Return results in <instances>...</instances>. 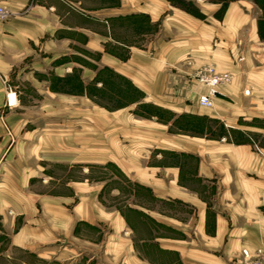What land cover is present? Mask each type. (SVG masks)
<instances>
[{
  "label": "crops",
  "instance_id": "obj_1",
  "mask_svg": "<svg viewBox=\"0 0 264 264\" xmlns=\"http://www.w3.org/2000/svg\"><path fill=\"white\" fill-rule=\"evenodd\" d=\"M0 6V109L3 78L19 95L13 146L0 122V264H245L264 248L254 0ZM206 66L232 76L212 108Z\"/></svg>",
  "mask_w": 264,
  "mask_h": 264
},
{
  "label": "built area",
  "instance_id": "obj_2",
  "mask_svg": "<svg viewBox=\"0 0 264 264\" xmlns=\"http://www.w3.org/2000/svg\"><path fill=\"white\" fill-rule=\"evenodd\" d=\"M9 16L10 13L0 6V19H7ZM194 78L206 89V91L198 97L199 105L206 108H212L214 105V99L218 93L217 88L230 83L232 76L228 72L217 71L214 66H206L196 71ZM244 93L248 94L247 91ZM17 105V87H13L5 82L4 100L0 109V122L5 130L6 136L11 142L14 141V136L5 120V112L14 109ZM241 255L246 264H264V248H258L254 252L242 249Z\"/></svg>",
  "mask_w": 264,
  "mask_h": 264
},
{
  "label": "trees",
  "instance_id": "obj_3",
  "mask_svg": "<svg viewBox=\"0 0 264 264\" xmlns=\"http://www.w3.org/2000/svg\"><path fill=\"white\" fill-rule=\"evenodd\" d=\"M259 6H260V8L262 9V11L264 12V0H254ZM186 118L185 117H181V118H179V120L181 121V122H183V126L184 127H186V128H192V129H199L198 128V123L197 124H195L194 122H186V120H185ZM184 122L185 123H187L188 125L186 126L185 124H184Z\"/></svg>",
  "mask_w": 264,
  "mask_h": 264
},
{
  "label": "rangeland",
  "instance_id": "obj_4",
  "mask_svg": "<svg viewBox=\"0 0 264 264\" xmlns=\"http://www.w3.org/2000/svg\"><path fill=\"white\" fill-rule=\"evenodd\" d=\"M3 80V84L6 82V83H8V84H10L9 82H8V80H6V79H2ZM11 85V84H10ZM11 86H13V87H16V86H14V85H11ZM17 90H18V88H17ZM19 96V95H18ZM18 101H19V99H18ZM17 107V106H16ZM15 107V108H16ZM14 108V109H15ZM14 109H12V110H14ZM12 110H9V111H12ZM9 111H7V112H9ZM145 111H146V113H151V112H154L155 113V111L152 109V108H146L145 109ZM7 112H5V115H6V113ZM195 124H197L198 125V128L200 129V127H201V125H200V122H197V121H193ZM9 139V138H8ZM15 143H14V141L13 142H11L10 140H9V142H8V145H7V147L8 146H13ZM243 259V258H242ZM246 264V263H245Z\"/></svg>",
  "mask_w": 264,
  "mask_h": 264
}]
</instances>
